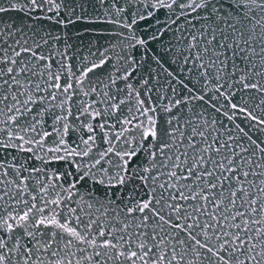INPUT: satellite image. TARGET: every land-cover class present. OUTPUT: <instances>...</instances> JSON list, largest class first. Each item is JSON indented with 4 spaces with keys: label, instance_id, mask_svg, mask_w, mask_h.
Returning a JSON list of instances; mask_svg holds the SVG:
<instances>
[{
    "label": "snow or ice",
    "instance_id": "snow-or-ice-1",
    "mask_svg": "<svg viewBox=\"0 0 264 264\" xmlns=\"http://www.w3.org/2000/svg\"><path fill=\"white\" fill-rule=\"evenodd\" d=\"M0 264H264V0H0Z\"/></svg>",
    "mask_w": 264,
    "mask_h": 264
}]
</instances>
